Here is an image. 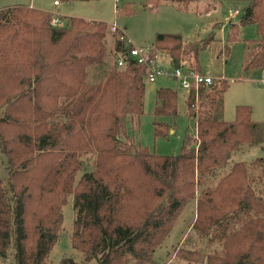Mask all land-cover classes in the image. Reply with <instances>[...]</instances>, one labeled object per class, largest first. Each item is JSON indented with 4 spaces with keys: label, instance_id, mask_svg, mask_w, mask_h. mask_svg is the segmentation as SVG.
I'll list each match as a JSON object with an SVG mask.
<instances>
[{
    "label": "trees",
    "instance_id": "obj_1",
    "mask_svg": "<svg viewBox=\"0 0 264 264\" xmlns=\"http://www.w3.org/2000/svg\"><path fill=\"white\" fill-rule=\"evenodd\" d=\"M92 1L98 0L54 3ZM162 1L180 0L145 5ZM231 1L243 2V14L230 24L227 43L255 25L258 40L247 46L244 69L264 70V0ZM108 25L28 6L0 10V155L7 170L0 174V257L12 248L14 264H47L60 238L62 208L74 195L71 244L85 260L66 257L60 264H151L190 202L196 239L220 248L207 255L180 248L179 257L264 264V157L229 164L244 145L263 138L251 107L239 105L234 119L224 120L229 82L215 80L188 97L195 132L186 134L178 155L132 143L127 123L144 113L147 68L118 67V54L133 45ZM212 40L186 43L181 34H158L152 47L176 68L185 62L202 72L200 49ZM177 102V91L155 89L156 137L167 132L165 118L178 117Z\"/></svg>",
    "mask_w": 264,
    "mask_h": 264
},
{
    "label": "rangeland",
    "instance_id": "obj_2",
    "mask_svg": "<svg viewBox=\"0 0 264 264\" xmlns=\"http://www.w3.org/2000/svg\"><path fill=\"white\" fill-rule=\"evenodd\" d=\"M145 2L146 0H98L61 3L60 6H55L54 0H0V10L28 6L53 12L58 16L105 21L109 27L115 26L119 38L123 31L133 46L150 48V57L154 59L157 57L158 61L165 66L171 60L169 55L166 52L153 51L152 47L158 34H181L186 43L213 39L206 47L200 49L198 62L203 73L212 75L215 80L224 79L229 82L224 95V120L234 119L237 106H250L252 118L260 124L263 134L260 142L244 145L234 153L229 164L235 162L250 164L255 159L264 157V70L248 72L244 69L247 46L251 43L255 44L258 40L256 26L248 25L241 28L236 36L237 40L227 43L230 24L239 23L243 14V2L180 0L178 2L162 1L158 6H146ZM112 42V38L109 37L108 44L111 47ZM226 45H229L228 54ZM183 65L187 67L188 64L184 62ZM95 74L99 75L98 72ZM159 88H171L178 92V117L164 119L167 123V132L164 137H156L154 133L155 89ZM191 92L180 89L179 83L173 79L158 78L154 83L147 82L144 113L127 123V133L131 137L128 136V139L132 143L141 144L150 153L160 156L178 155L186 134L193 136L195 132L194 124L189 120L187 111V100ZM5 161L6 158L0 155V174L4 177L7 175ZM89 169L88 166L82 170L78 174V179ZM62 212L63 224L60 238L49 253L47 264H60L66 257H73L84 263L83 254L74 249L71 244L73 221L76 216L74 195L68 197ZM196 214L195 202L188 203L182 209L168 237L154 254L151 264H207L206 259L187 262L177 254L180 248H183V251L197 249L205 255L220 248L216 241L196 239V231L192 229ZM13 256L14 250L11 248L6 259L0 257V264H14Z\"/></svg>",
    "mask_w": 264,
    "mask_h": 264
},
{
    "label": "built area",
    "instance_id": "obj_3",
    "mask_svg": "<svg viewBox=\"0 0 264 264\" xmlns=\"http://www.w3.org/2000/svg\"><path fill=\"white\" fill-rule=\"evenodd\" d=\"M57 4L55 2V5ZM236 13L238 14V11ZM112 30H115V26L112 27ZM149 49L132 46L125 55L118 54V67L124 68L129 62L144 65L147 68L148 82L154 83L158 78L173 79L179 83L180 89L188 92L198 91L199 88L209 87L214 83L215 78L212 75L187 67L176 68L171 60L165 66L164 63L158 61L157 57L155 59L150 57Z\"/></svg>",
    "mask_w": 264,
    "mask_h": 264
},
{
    "label": "crops",
    "instance_id": "obj_4",
    "mask_svg": "<svg viewBox=\"0 0 264 264\" xmlns=\"http://www.w3.org/2000/svg\"><path fill=\"white\" fill-rule=\"evenodd\" d=\"M54 5H55V3H54ZM56 6V5H55ZM57 6H60V5H57Z\"/></svg>",
    "mask_w": 264,
    "mask_h": 264
}]
</instances>
